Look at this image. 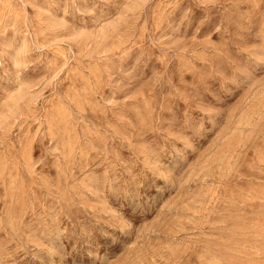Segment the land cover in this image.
Returning a JSON list of instances; mask_svg holds the SVG:
<instances>
[{"label": "rangeland", "instance_id": "obj_1", "mask_svg": "<svg viewBox=\"0 0 264 264\" xmlns=\"http://www.w3.org/2000/svg\"><path fill=\"white\" fill-rule=\"evenodd\" d=\"M0 264H264V0H0Z\"/></svg>", "mask_w": 264, "mask_h": 264}]
</instances>
